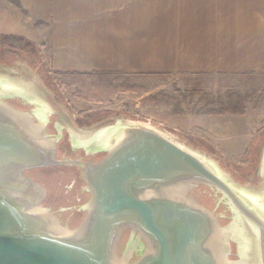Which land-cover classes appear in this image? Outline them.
<instances>
[{
	"label": "water",
	"instance_id": "obj_1",
	"mask_svg": "<svg viewBox=\"0 0 264 264\" xmlns=\"http://www.w3.org/2000/svg\"><path fill=\"white\" fill-rule=\"evenodd\" d=\"M13 72L0 65V264H264V194L237 189L203 151L145 121L117 117L70 138L88 156L103 152L98 160L57 159L61 129L74 125L49 134L52 97L32 72ZM13 96L30 108L11 104ZM53 164L77 166L89 193L75 227L25 173ZM257 176L264 188V142ZM199 186L219 193L228 213L200 203Z\"/></svg>",
	"mask_w": 264,
	"mask_h": 264
},
{
	"label": "crops",
	"instance_id": "obj_2",
	"mask_svg": "<svg viewBox=\"0 0 264 264\" xmlns=\"http://www.w3.org/2000/svg\"><path fill=\"white\" fill-rule=\"evenodd\" d=\"M148 3L139 0L134 9L132 0H0V35L20 36L43 50L54 72L264 73L259 20L239 31L206 19L161 21L150 18L158 10ZM246 110L242 115L198 114L194 120L184 114L174 122L237 155L233 150L251 149L262 134L253 130Z\"/></svg>",
	"mask_w": 264,
	"mask_h": 264
},
{
	"label": "rangeland",
	"instance_id": "obj_3",
	"mask_svg": "<svg viewBox=\"0 0 264 264\" xmlns=\"http://www.w3.org/2000/svg\"><path fill=\"white\" fill-rule=\"evenodd\" d=\"M143 1L140 0L141 4ZM132 2L133 7L136 6L134 9H138L139 0H132ZM148 2V5H152L154 8L153 11L156 7L158 10L150 17L151 19L173 20L174 22L206 19L216 21V23H226L229 27L233 26L230 27V30L236 31L241 30L242 25L247 26V23L252 20H259L260 30H264V24H262L264 23V0H222L220 2L215 0L206 2L204 0H148ZM0 65L8 66L14 71L13 73L20 76L34 77L33 74H35L33 80L39 82L55 103L57 113L52 114L49 120L54 119L56 128L64 124L74 125L75 131L73 132L61 129V131L65 130L70 143L72 136H82L84 131L96 129L112 122L117 117L125 120L150 122L171 132L179 140L189 143L215 160L237 189L249 194L259 192L264 194L263 182L257 176L259 153L264 142V73L262 71L226 75L218 73L196 75L175 72L174 74L168 73L169 76H160L163 74L156 75L154 73H147V75L146 73L143 75L119 73L122 75L119 76V80L122 81L123 86L126 85L130 89L126 88L116 92L112 96V100L109 101L105 99L108 97V93L101 88L104 85L101 79H97V84L101 87L94 88L92 91L94 99H82L74 96L69 89L65 88V84L60 82H64V79H58L62 75H58L50 68L46 53L43 50L38 51L35 47L32 50H27L20 46L11 47L0 41ZM175 89H179L182 93L185 91L192 93V100L183 102L180 97H177ZM74 90H77V87L72 89V91ZM158 91L167 95V101L152 103L145 100L149 95ZM228 92L232 95L246 96V116L252 121L251 125L254 131H262V134L254 140L251 149L233 150L232 153H238L237 155H228V151L221 148L220 142L213 145L212 141L207 138L193 137L194 133L190 132L191 129L188 125L184 124V127H178L181 124L174 122L184 114H187L189 120L191 118L194 120L193 117L196 115L204 114L202 109L207 106L218 108L226 102ZM8 101L21 102L25 110L30 108V104L17 96L9 97ZM76 120L82 125H79ZM250 143L249 141L248 145ZM239 144L236 143L234 146ZM203 188L206 189L204 194L206 199L200 201L196 197L197 200L210 210H214L218 215L227 214L228 211H225L224 205L218 203L220 194L211 188ZM226 220L223 218L220 221L225 223ZM127 237L128 233L123 235V244ZM231 250L230 258H235L233 243H231Z\"/></svg>",
	"mask_w": 264,
	"mask_h": 264
},
{
	"label": "flooded vegetation",
	"instance_id": "obj_4",
	"mask_svg": "<svg viewBox=\"0 0 264 264\" xmlns=\"http://www.w3.org/2000/svg\"><path fill=\"white\" fill-rule=\"evenodd\" d=\"M10 103L15 104L14 106L18 108L25 109L21 102ZM76 122L82 125L78 120ZM46 130L53 136L57 134L54 119L52 120L51 118L49 120ZM61 133L62 137L57 142L56 148L57 159L69 157L86 161L92 157V160L95 161L104 155L103 152L94 153L92 156L86 155L82 148L72 147L66 137L65 130H62ZM25 173L45 188L46 195L43 201L54 211L63 224L75 227L81 222L85 214L82 206L88 200L89 193L84 188L85 183L80 174V169L77 166L53 164L47 167L27 169ZM205 193L206 189L203 186H199L193 190V194L200 201L206 199Z\"/></svg>",
	"mask_w": 264,
	"mask_h": 264
},
{
	"label": "trees",
	"instance_id": "obj_5",
	"mask_svg": "<svg viewBox=\"0 0 264 264\" xmlns=\"http://www.w3.org/2000/svg\"><path fill=\"white\" fill-rule=\"evenodd\" d=\"M0 41L3 44L10 45L11 47H22L27 50H32L34 47L33 44L25 41L22 37L16 35H0ZM59 76L58 79H64L65 88L69 89L74 96H78L82 99H94V93L92 92L94 88H100L101 86L98 83L97 79H101L104 85L101 87L103 90L107 91V96L105 99L111 101L112 96L120 91L125 90L126 85L123 86L122 81H120L119 73L111 71H91V72H57ZM45 75V74H43ZM164 76V75H160ZM169 76V75H166ZM59 83V82H58ZM61 86V84H60ZM74 87H77V90L72 91ZM130 88H128L129 90ZM177 97H180L183 102H188L192 100V93L190 92H181L179 89H175ZM196 94V91H194ZM167 95L162 91H158L153 95H149L145 100L152 103H158L160 101H167ZM247 98L240 95H232L230 92L226 95V102L220 105L218 108L212 106H207L202 111L204 114H233V115H242L245 113V102ZM164 101V102H165ZM126 234V233H125Z\"/></svg>",
	"mask_w": 264,
	"mask_h": 264
}]
</instances>
